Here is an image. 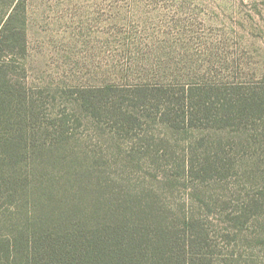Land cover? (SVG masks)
<instances>
[{"label": "rangeland", "instance_id": "374dc122", "mask_svg": "<svg viewBox=\"0 0 264 264\" xmlns=\"http://www.w3.org/2000/svg\"><path fill=\"white\" fill-rule=\"evenodd\" d=\"M27 2V82L47 89L52 114L67 117L66 147L121 192L156 196L170 216H201L216 258L234 252L264 264L256 239L264 199L258 219L242 216L264 190V143L215 116L200 120L197 98L183 96L210 85L264 93V0ZM216 100L208 102L225 104ZM168 114L177 120L164 121ZM254 125L264 132L263 120ZM215 156L223 173L203 178ZM44 166L53 180L65 170Z\"/></svg>", "mask_w": 264, "mask_h": 264}, {"label": "trees", "instance_id": "16d2710c", "mask_svg": "<svg viewBox=\"0 0 264 264\" xmlns=\"http://www.w3.org/2000/svg\"><path fill=\"white\" fill-rule=\"evenodd\" d=\"M5 3L0 15V264H263L234 252L216 258L220 253L201 216H170L156 196L148 202L143 195L121 192L66 147L74 136L67 117L52 114L47 89L27 82L28 2ZM228 89L184 88L183 96L197 98L194 106L206 113L200 120L215 116L264 143V132L254 125L264 121V93ZM214 95L216 103L225 101L220 108L208 102ZM168 116L163 120H177ZM220 159L215 156L203 178L223 173ZM45 161L63 165L64 172L53 180ZM84 170L88 178L82 177ZM260 199L264 190L242 215L248 222L263 214ZM256 239L264 242V232H257Z\"/></svg>", "mask_w": 264, "mask_h": 264}]
</instances>
